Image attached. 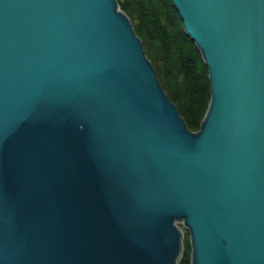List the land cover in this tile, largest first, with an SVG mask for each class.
<instances>
[{
  "label": "water",
  "instance_id": "95a60500",
  "mask_svg": "<svg viewBox=\"0 0 264 264\" xmlns=\"http://www.w3.org/2000/svg\"><path fill=\"white\" fill-rule=\"evenodd\" d=\"M209 68L188 128L118 0H0V264H264V0H172Z\"/></svg>",
  "mask_w": 264,
  "mask_h": 264
},
{
  "label": "trees",
  "instance_id": "16d2710c",
  "mask_svg": "<svg viewBox=\"0 0 264 264\" xmlns=\"http://www.w3.org/2000/svg\"><path fill=\"white\" fill-rule=\"evenodd\" d=\"M130 17L160 82L189 129L197 131L210 101L209 68L187 34L172 0H118ZM190 234L184 230L177 264L191 263Z\"/></svg>",
  "mask_w": 264,
  "mask_h": 264
},
{
  "label": "rangeland",
  "instance_id": "374dc122",
  "mask_svg": "<svg viewBox=\"0 0 264 264\" xmlns=\"http://www.w3.org/2000/svg\"><path fill=\"white\" fill-rule=\"evenodd\" d=\"M177 223V225L182 229L183 231V235H184V230H186V226L184 224L183 219H176L175 221Z\"/></svg>",
  "mask_w": 264,
  "mask_h": 264
}]
</instances>
